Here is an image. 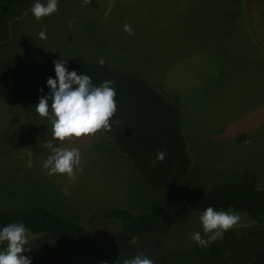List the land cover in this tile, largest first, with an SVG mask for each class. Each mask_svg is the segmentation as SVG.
Returning <instances> with one entry per match:
<instances>
[{
    "label": "rangeland",
    "instance_id": "obj_1",
    "mask_svg": "<svg viewBox=\"0 0 264 264\" xmlns=\"http://www.w3.org/2000/svg\"><path fill=\"white\" fill-rule=\"evenodd\" d=\"M31 7L0 54L93 57L146 79L179 105L190 163L176 185L157 191L101 132L61 144L36 104L0 102V208L42 205L108 240L116 224L102 218L106 208L149 212L237 181L264 188V0H58L40 20ZM220 130L224 137H214ZM46 140L79 149L73 176L42 167ZM238 214L233 228L252 224ZM182 242L181 227L162 235L163 258Z\"/></svg>",
    "mask_w": 264,
    "mask_h": 264
},
{
    "label": "trees",
    "instance_id": "obj_2",
    "mask_svg": "<svg viewBox=\"0 0 264 264\" xmlns=\"http://www.w3.org/2000/svg\"><path fill=\"white\" fill-rule=\"evenodd\" d=\"M33 2L0 0V48L13 36L19 18ZM7 53L0 54L1 103L22 108L38 104L41 96L51 92L47 79L56 78L53 61L63 59L69 71L90 76L96 86L114 81L117 111L110 120L111 131L102 130V136L128 157L133 170L152 189L172 187L186 175L190 156L181 112L146 79L107 63L101 66L100 59L93 57L49 53L25 58ZM159 151L165 152L162 162L156 160ZM208 207L245 214L252 224L231 228L222 239L200 246L189 239V233L198 231L207 240L199 217ZM102 218L116 224L113 238L101 240L85 224L42 205L0 208V228L22 222L29 230L27 247L31 250L23 255L32 264H124L125 259L137 255L146 256L154 264H264V188H256L251 181L227 183L149 212L109 207ZM175 227H181L183 244L173 249L171 259L166 261L159 239ZM133 237L135 243L131 242ZM33 238H38L34 244ZM5 248L6 244H0V250Z\"/></svg>",
    "mask_w": 264,
    "mask_h": 264
},
{
    "label": "clouds",
    "instance_id": "obj_3",
    "mask_svg": "<svg viewBox=\"0 0 264 264\" xmlns=\"http://www.w3.org/2000/svg\"><path fill=\"white\" fill-rule=\"evenodd\" d=\"M58 10V0H41L31 7V11L37 20L54 14ZM71 27V22L69 23ZM124 31L128 35H134L130 24L124 25ZM47 26L39 33L41 39H46ZM56 78L49 77L47 86L51 92L47 96H41L36 111L41 117H46L52 125L53 140L61 142L79 139L84 136H94L102 130L111 131V118L117 111L116 90L114 81L106 80L101 85L93 84L90 76L77 74L75 70L69 71L63 59L53 61ZM103 66L106 61L100 59ZM42 91V90H41ZM51 102V103H50ZM119 124V121H116ZM44 147L50 151L42 167L48 170L49 175L67 174L74 175V170L79 168L81 155L76 147L55 146L52 140H46ZM165 152L159 151L156 160L163 161ZM82 171V169H79ZM206 194V193H205ZM207 240L201 237V233L194 231L189 233V239L194 240L200 246H207L218 238L222 239L224 232L233 228L240 220V216L234 210L217 211L213 207L205 209L199 217ZM132 243L136 238H132ZM0 244H6L4 250H0V264H32L29 257L23 255L31 250L29 244V230L22 222H13L0 228ZM124 264H154L143 255H137L131 259H125Z\"/></svg>",
    "mask_w": 264,
    "mask_h": 264
},
{
    "label": "crops",
    "instance_id": "obj_4",
    "mask_svg": "<svg viewBox=\"0 0 264 264\" xmlns=\"http://www.w3.org/2000/svg\"><path fill=\"white\" fill-rule=\"evenodd\" d=\"M157 88V87H156ZM158 90H162V89H159V88H157ZM173 92V91H172ZM174 94V93H173ZM173 94L171 95V97H173ZM175 95H178V96H180V94H175ZM175 100V102L177 103V100L176 99H174ZM181 102V101H180ZM174 103V102H173ZM175 104V103H174ZM177 105V104H176ZM179 106V105H178ZM181 106V105H180ZM179 108V110H180V112H181V109H180V107H178ZM226 133L225 132H222L221 130L220 131H217L216 133H214V137H216V138H218V137H221V136H223L224 137V135H225ZM105 140H107L106 142H110V139H105Z\"/></svg>",
    "mask_w": 264,
    "mask_h": 264
}]
</instances>
